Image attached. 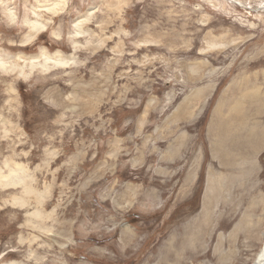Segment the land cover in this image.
Here are the masks:
<instances>
[{
    "label": "rangeland",
    "instance_id": "1",
    "mask_svg": "<svg viewBox=\"0 0 264 264\" xmlns=\"http://www.w3.org/2000/svg\"><path fill=\"white\" fill-rule=\"evenodd\" d=\"M0 66V264L255 262L264 0H0Z\"/></svg>",
    "mask_w": 264,
    "mask_h": 264
},
{
    "label": "bare ground",
    "instance_id": "2",
    "mask_svg": "<svg viewBox=\"0 0 264 264\" xmlns=\"http://www.w3.org/2000/svg\"><path fill=\"white\" fill-rule=\"evenodd\" d=\"M233 4L234 5H236V6H238V7H243V5H242V3H240V2H235V1H233ZM13 15V14H12ZM11 15V16H12ZM30 25H31V23H30ZM38 25V24H37ZM41 26V25H40ZM33 27H35V26H33ZM46 28V27H45ZM44 29V27H40V28H37V27H35V28H33L32 29V33L34 34V35H36L37 36V34L41 31V30H43ZM35 32V33H34ZM32 36V35H31ZM30 40V39H29ZM32 63V62H31ZM56 63V62H55ZM61 63H64V62H59V64H61ZM59 64H56L57 66L59 65ZM7 65V64H6ZM31 65H34V64H31ZM1 67V66H0ZM7 71H9V70H7ZM22 73V72H21ZM262 102V100L261 99H257V101L256 100H254V101H251L250 102V105L252 106V107H257L260 103ZM219 109H221V108H224L225 107V105L224 104H219ZM253 109L252 108H249V109H246L245 110V112H251ZM230 112V111H229ZM221 115V114H220ZM249 115V114H248ZM230 116V115H229ZM226 119V118H225ZM229 119V118H228ZM233 120V119H232ZM232 120H227V123H226V128H228V127H232L231 125H232ZM238 120H240V119H238ZM252 120V119H251ZM236 122H237V120H235ZM234 121V122H235ZM250 121V120H249ZM250 123V122H249ZM252 123V122H251ZM234 125V124H233ZM236 125V127H244L243 125H238V124H235ZM246 126V125H245ZM249 126V125H248ZM251 128H252V126H251ZM9 173V172H8ZM6 175V174H5ZM15 175L14 174H11L10 176H3L1 173H0V187H2V188H7V187H10V186H16V185H19V184H21L22 183V181L20 180V181H15ZM24 185V184H23ZM29 190V189H28ZM206 215V214H205ZM206 216H208V215H206ZM205 216V217H206ZM200 222V221H199ZM260 222V221H259ZM222 224H224V223H220V225H222ZM201 227H202V229H201ZM256 227V226H255ZM213 227L212 226H209L208 224L207 225H204V222H200V223H198L197 225H196V227L194 228V230L193 231H191V235L189 236V234L187 235L186 234V236H187V239L185 240V244H190V245H192V244H195V243H204V242H206V241H208L209 240V238H210V236H211V229H212ZM252 228H254V227H251L250 229H248V230H251L252 231ZM258 228H259V226H258ZM260 228H262V226L260 227ZM218 229V228H217ZM216 229V230H217ZM257 228H255L254 230H256ZM223 230V229H222ZM247 230V231H248ZM258 230V229H257ZM188 231H190V230H188ZM188 231H187V233H188ZM205 232H208V234H206ZM252 232H254V231H252ZM252 232H249L248 231V233H250L249 235H248V238H249V240L251 239L252 240V235L251 234H254V233H252ZM246 237H247V232H246ZM234 237V236H233ZM235 238V237H234ZM244 238V237H243ZM174 239V238H173ZM236 239V238H235ZM176 240V239H175ZM248 242H250V241H248ZM244 244V243H243ZM249 244V243H248ZM170 245H172V244H170ZM188 246V245H187ZM250 247V246H249ZM254 250V249H253ZM262 250H264V245H263V247H262ZM261 250V251H262ZM196 251V250H195ZM198 251V250H197ZM204 251V250H203ZM261 251H260V253H261ZM200 252V251H199ZM178 253V252H177ZM220 253V252H219ZM259 253V254H260ZM192 254V253H191ZM195 254H196V252H195ZM258 254V255H259ZM190 255V254H189ZM258 255H257V257H258ZM186 256H187V254H186ZM166 257L167 258H171V256H167L166 255ZM194 257V256H193ZM221 257V256H220ZM256 257V258H257ZM229 259V258H228ZM231 259V258H230ZM194 260V259H193ZM257 260V259H256ZM256 260H254L255 262L253 263V264H256ZM176 263V262H175Z\"/></svg>",
    "mask_w": 264,
    "mask_h": 264
},
{
    "label": "clouds",
    "instance_id": "3",
    "mask_svg": "<svg viewBox=\"0 0 264 264\" xmlns=\"http://www.w3.org/2000/svg\"><path fill=\"white\" fill-rule=\"evenodd\" d=\"M256 264H264V250L258 255Z\"/></svg>",
    "mask_w": 264,
    "mask_h": 264
},
{
    "label": "crops",
    "instance_id": "4",
    "mask_svg": "<svg viewBox=\"0 0 264 264\" xmlns=\"http://www.w3.org/2000/svg\"><path fill=\"white\" fill-rule=\"evenodd\" d=\"M249 139H251V138H249ZM248 139V140H249ZM252 140V139H251ZM258 154L259 153H251L250 155H249V157H248V159L249 160H251V159H254V158H256L257 156H258ZM252 163L251 162H249V165H251Z\"/></svg>",
    "mask_w": 264,
    "mask_h": 264
}]
</instances>
